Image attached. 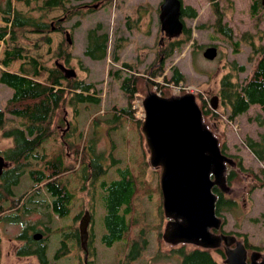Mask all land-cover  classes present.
Here are the masks:
<instances>
[{
    "label": "rangeland",
    "instance_id": "obj_1",
    "mask_svg": "<svg viewBox=\"0 0 264 264\" xmlns=\"http://www.w3.org/2000/svg\"><path fill=\"white\" fill-rule=\"evenodd\" d=\"M10 1L13 8L24 12L30 11V7L23 1ZM82 1L89 0H69L66 6L80 4ZM161 1L109 0L103 6L100 5L91 11L83 9L62 21V25L70 29L72 33L68 64L75 69L78 78L93 82V91L99 97V102L98 104L80 102L79 112H75L70 105H67L64 112L65 119H62L61 125L54 128V135L43 144L45 151L38 149L47 157L50 154H59L61 151L64 155V164L70 165L68 171L63 172L61 177L63 184L74 194L69 216L61 218L50 212L51 199L44 191L34 194L31 200H25L26 189L32 188L30 186L32 184L30 178L26 177L27 174L22 175L16 184L10 186L11 194L4 193L5 200L3 198L0 200L5 207L0 212V264H43L39 262L35 254L18 253V249L27 242L26 239L19 238L18 234L25 225L32 223H35L39 228L37 230H42L43 233L42 242L46 244L48 257L45 264L55 261L54 253L63 233H68L65 234L67 250L60 251L61 255L56 260L57 263L179 264V255L175 252V246L181 242L170 243L162 238L168 218L164 215L163 209L159 212L158 206L157 182L160 186L161 167L150 164L149 149L145 137L143 139L140 133L144 112L141 100L149 90L158 92L160 88L162 92L166 91V96L192 92L199 106L206 101L208 107L216 111L206 113L205 116L202 113L203 121L217 136L219 144H226L225 152L232 157L240 156L246 168V170H239L236 165L234 166L237 175L228 184L229 188L224 195L232 199L235 204H231L232 210L221 212V216L225 217V223L218 230L233 233L239 240L243 237L238 236L236 232L245 233L248 241L253 245L264 246V176L260 172L261 168H264V159H257L244 144L247 135L254 139L264 135V124L260 125L252 119L257 112H260V106L257 103L251 104L245 112L229 119V105L223 103L219 93L220 80L224 75H229L233 82L241 83L251 74L258 56L254 46L264 47V7H259L257 12L252 13L253 0H218V7L222 12V23H226L232 31V37L228 38L215 31L212 26L216 20V14L209 0H182L184 4H189L197 12L193 18H183L185 26L191 29V39L183 43L178 50L174 48L168 56L163 58L160 53H157L160 46L158 40L161 43L167 40L166 36H161L163 33H161L158 18ZM5 2L6 0H0V25L6 23L3 20L5 13L1 10ZM41 2L42 0H36L37 4ZM31 11L36 15L42 12L36 9ZM62 14V8H49L44 13V18L53 19ZM127 15L129 18L126 19ZM127 21L132 25L131 28ZM97 23H101V28L108 33L106 55L101 59H93L84 53L88 44V29ZM47 35L51 38L50 43L45 41L43 32L23 30L18 32L15 42L9 40L7 34L5 40L0 39V58L6 46L11 47L16 43L23 48V53L35 56L38 61L51 65L55 60L54 51L64 40L65 34L60 30L52 29ZM177 36L181 37L182 34ZM209 44L217 47L218 52L214 59H208L202 55V50ZM114 53L117 55L116 59L113 58ZM123 61L131 63L132 67L124 69ZM20 62L21 59L14 60L6 68L17 70ZM151 63H153L151 68L156 67L155 70L159 64L163 65L160 73L151 76L153 83L149 86L145 84L144 74L147 75L145 71ZM241 66L243 68H240ZM174 67L183 73L184 78L177 83L165 81L164 76L169 77ZM0 68H2L1 63ZM116 70L120 71L121 76L138 74L137 88L132 99L129 100L124 94L120 86V78L112 73ZM45 76L46 72L38 78L44 79ZM62 81L65 83V80ZM177 86L178 91L175 90ZM11 93L12 88L0 82L1 107L5 106ZM213 94L218 95L215 109L209 104ZM111 107L132 109L134 118L126 117V115L114 118V115L109 112ZM6 115L13 116L10 113ZM57 118L56 115L52 126L56 125ZM100 119L101 122H99ZM10 123H12L11 120L7 125ZM71 124L73 126L70 131ZM78 129L82 133L80 142ZM67 132L68 134L65 135ZM1 134L2 130L0 131V152L12 144L10 137H4ZM64 138L66 143L63 141ZM84 141L91 144L95 141L96 153H103L105 158L103 163L107 166V172L103 174L104 178H112L119 169L130 167L139 174L142 181L139 194L134 199V208L138 212L137 218L130 222L132 228L125 236L126 239L115 240L111 245H106L101 239L105 231L103 222L105 211L98 195V181L89 174L86 177H80V173L76 175L78 167L84 168L89 160V155L83 147ZM34 165L38 164L34 162ZM231 166L228 165L227 168ZM255 174H258V177H255ZM160 195L162 205L161 189ZM20 196V205L25 200L29 208L26 213L19 216L21 221L11 222L1 218L2 215L17 210L15 209L17 207L11 206V203ZM85 209H88L91 214L88 225L89 252L86 262L78 232L79 218ZM78 212L80 216L76 217ZM46 225H49L48 230ZM35 231L28 229L26 233ZM45 231L47 233H44ZM132 244L136 246L137 255L127 260L126 254L129 255L132 251ZM185 244L187 247L194 246L192 243ZM249 249L248 251L247 248L248 254L253 249L263 253V249ZM212 253L219 264H225V256H221L215 250H212Z\"/></svg>",
    "mask_w": 264,
    "mask_h": 264
},
{
    "label": "trees",
    "instance_id": "obj_2",
    "mask_svg": "<svg viewBox=\"0 0 264 264\" xmlns=\"http://www.w3.org/2000/svg\"><path fill=\"white\" fill-rule=\"evenodd\" d=\"M21 1L30 7V11L24 12L13 8L10 0H6L5 5L1 7V10L5 13L3 15V20L6 23L0 25V39L5 40L8 34L9 40L15 42V40H17L16 38H18V32L32 30L35 32H43L45 41L50 43L51 38L47 33L52 29L64 32L65 38L54 51L53 56L55 60L51 65L38 61L35 56L23 53V48L16 43L11 47L6 46L3 50V55L0 58V63L2 65V68H0V82L10 86L12 88V93L7 98L5 106H0V131L2 130V136L12 139V144L0 152L3 153L9 161V165L3 167L0 173V200L2 198L5 200L4 193L7 195L11 194L10 186L16 184L22 175L27 174L26 177L30 178L32 184L30 186H32V188L29 187V189H26L27 196H25L24 199L31 200L34 194L44 191L51 199L50 205L48 204L51 206L50 212H53V214L61 218H65L70 214V204L74 194L63 184V179H61V177L63 172L65 173L68 171L67 169L70 168V165L67 166L64 164V155L61 151L59 154H50V156L47 157L38 149L44 150V142L54 135V128L57 127V125H61L62 119H65L64 112L67 105H70L75 112H79L78 105L80 102H93L98 104L99 97L95 95L93 91V82L78 78L76 74L66 75L65 69H63L71 68L68 63L70 61L72 33L70 29L62 25V21L69 18L72 14L81 12L83 9L91 11L93 8L100 5L103 6L105 3L109 2V0L82 1L80 4L71 6H66L69 0H42L41 4H37L36 0ZM209 1L216 14V20L212 26H214L215 31L231 38V28L228 27L226 23H222V12L219 10L218 0ZM259 7H264L261 0H253L251 12H257ZM49 8H62L63 14L53 19H45L44 13ZM34 9L41 10L42 12L36 15L31 11ZM183 14L193 18L196 16L197 12L192 6L188 5L181 8V15ZM127 18H129L128 15L126 19ZM127 24L130 28L132 27L129 21H127ZM201 26H203V24H201ZM180 34H182L181 37H167L165 42L162 41L163 43L158 40L160 46L157 53H160L164 58L168 56L174 48L178 50L183 43L185 44L191 39V29L185 25ZM107 41V31L101 28V23H97L95 26L88 29V44L84 49V53L93 59L103 58L106 55ZM254 51L258 52V56L253 65L251 74L244 81H241V83L233 82L229 75H224L220 80L219 93L223 103L229 105V119L235 118L237 115L245 112L251 104L257 103L260 106V112H257L252 119L258 124L263 125L264 47L260 46V48H258L254 46ZM113 58H117L115 53ZM18 59H21V62L17 70L6 68L12 61ZM122 64L124 69L132 67V64L126 61H123ZM152 65L153 63L146 69L145 72H147V75L144 74L145 84H149V86L153 83L151 76L160 73L163 64H159L156 70V67L151 68ZM240 68H243V66ZM119 70L112 71V73L120 78V86L124 94L130 100L136 91V83L139 76L134 73L121 76ZM44 72H46L45 78L39 79L38 77L44 74ZM183 78V73L177 67L172 69L169 77L164 76L165 81L176 83ZM62 80H65V83H63ZM159 91L161 95L167 94L164 90L162 92L161 88ZM200 108L204 116L206 113L216 112L208 107L206 101L200 104ZM111 109H113V111ZM111 109H109V112L114 115V118L122 115L134 118V110L132 109H127L126 107H118L117 109L111 107ZM6 113H10L13 116L7 117ZM56 115L58 116L57 123L52 126V121ZM107 119L109 120L110 118L108 117ZM10 120L12 123L7 125ZM101 121L100 119L99 122ZM72 126L71 124L70 131ZM70 131L69 134H71ZM140 133L144 139L145 136L142 130ZM67 134L68 132L65 135ZM78 136L80 142L82 133H80L79 129ZM63 141L66 143L65 138ZM94 142L91 144L84 141L85 144L83 147L89 155V160L86 162L84 168L83 166L78 167L76 175L80 173V177H86V175L89 174L94 180L98 181V195L105 211L103 218L105 231L101 235V239L106 245H111L115 240L121 238L126 239L125 236L132 228L130 222L135 221L137 218L138 212L134 208V199L135 196L139 194L142 181L139 174L134 172L130 167L119 169L112 178H104L103 174L107 172V166L103 163L105 158L102 152L96 153ZM244 144H246L257 159H264V135H260L259 139H254L247 135ZM219 146L221 151L226 153V144L221 143ZM76 149H78V147ZM233 159L235 164L228 167L226 171L227 184H230L232 179L237 175L234 168L235 165L239 170H246L240 156H235ZM34 162L38 165H34ZM260 172L264 176V168H261ZM255 175V177H258V174ZM157 183L159 194L158 206L160 212L163 208L160 202L159 182ZM212 190L216 193L215 212L221 216L222 211L232 210L233 206H231V204H235L234 201L227 198L224 195V191L218 186L213 185ZM20 199L21 196L17 200H12L14 202L11 203V206L15 205L17 207L15 209H17L16 211L18 213L16 211H11L10 213L2 215L1 218H6L11 222L21 221L19 216L26 213L29 208L26 206L25 200L23 204L20 205ZM1 202L2 201H0V212L5 208ZM79 216L80 212L76 214V217ZM221 218L223 225L225 223V217L221 216ZM28 229L35 231L39 228H37L35 223L23 227L18 237L24 240L26 239L27 242L18 249V253L35 254L40 263H47V248L46 244L42 242L44 238L34 239L32 233H26ZM46 229H49V225H46ZM216 231L223 230L217 229ZM140 232H142V230ZM44 233H47V231ZM65 234L63 233L59 240L60 244L54 253L55 261H52L51 264H61L57 263L56 260H58L61 255L60 251L64 249L67 250V239L65 238ZM236 234L243 237L242 240L248 248V251L250 250L249 248H259L263 249L264 253V246L259 247L253 245L248 241L245 233L236 232ZM212 250L217 251L223 257L225 256L223 245L216 248H204L198 245L187 247L184 242H181L178 246H175V252L179 255V264H219ZM136 255V246L132 244V251H130L129 255L126 254V259L131 260L136 257Z\"/></svg>",
    "mask_w": 264,
    "mask_h": 264
},
{
    "label": "water",
    "instance_id": "obj_3",
    "mask_svg": "<svg viewBox=\"0 0 264 264\" xmlns=\"http://www.w3.org/2000/svg\"><path fill=\"white\" fill-rule=\"evenodd\" d=\"M261 3L264 5V0ZM181 8V0L160 2L158 16L164 36L172 38L182 32ZM217 52L216 45L209 44L202 55L214 59ZM63 69L66 75L76 74L73 67ZM217 102L218 95L213 94L210 97L213 109ZM141 105L144 110L141 130L149 149V162L161 167L162 208L168 218L162 238L170 243H192L204 248L223 245L225 264H264V253L253 249L248 254L244 242L235 234L215 231L222 226V218L215 212L216 193L212 186L227 191V165H234L235 161L221 151L217 136L203 121L194 93L165 96L149 90ZM8 165L9 161L0 153V173ZM90 217L85 209L78 222L84 259L88 252ZM32 237L40 239L42 233L35 231Z\"/></svg>",
    "mask_w": 264,
    "mask_h": 264
},
{
    "label": "flooded vegetation",
    "instance_id": "obj_4",
    "mask_svg": "<svg viewBox=\"0 0 264 264\" xmlns=\"http://www.w3.org/2000/svg\"><path fill=\"white\" fill-rule=\"evenodd\" d=\"M181 1H182V0H181ZM188 5H189V4H184L183 1H182V7H185V6H188ZM181 17H182V20H183V22H184V19H183V18H184V17H190V16H187L186 14H183V15H181ZM191 18H192V17H191ZM184 25H185V22H184ZM162 33H163V32H162ZM162 35L164 36V33H163ZM162 35H161V36H162ZM164 37H165V36H164ZM1 154H3V153H1ZM3 155H4V154H3ZM4 157H5V155H4ZM5 158H6V157H5ZM6 159H7V158H6ZM81 215H82V214H81ZM90 219H91V217H90ZM89 223H90V220H89ZM88 225H89V224H88ZM39 232H41V231H39ZM78 232H79V231H78ZM88 232H89V231H88ZM216 232H219V231H216ZM33 233H34V232H33ZM33 233H32V234H33ZM41 233H42V232H41ZM42 237H43V233H42ZM42 237H41V238H42ZM41 238H40V239H41ZM79 243H80V241H79ZM87 244H88V242H87ZM81 248H82V247H81ZM88 252H89V247H88ZM88 252H87V256H88ZM83 257H84V254H83ZM84 260H85V262H86V261H87V257H86V259H84Z\"/></svg>",
    "mask_w": 264,
    "mask_h": 264
},
{
    "label": "built area",
    "instance_id": "obj_5",
    "mask_svg": "<svg viewBox=\"0 0 264 264\" xmlns=\"http://www.w3.org/2000/svg\"><path fill=\"white\" fill-rule=\"evenodd\" d=\"M175 90H178V86H177V87H175Z\"/></svg>",
    "mask_w": 264,
    "mask_h": 264
}]
</instances>
